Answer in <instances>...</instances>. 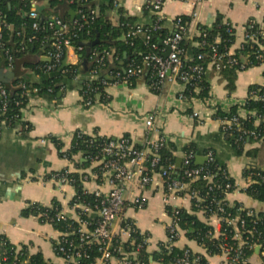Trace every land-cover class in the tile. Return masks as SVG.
<instances>
[{"label": "built area", "instance_id": "2783aa9c", "mask_svg": "<svg viewBox=\"0 0 264 264\" xmlns=\"http://www.w3.org/2000/svg\"><path fill=\"white\" fill-rule=\"evenodd\" d=\"M0 0V56H6V65L12 68L15 63V52L8 46L5 38L6 30H13L14 24L10 23L5 15L4 4L9 2V6L18 14L27 16L32 21V28L39 31L47 28L53 31V38L50 49H42L40 56L51 58V62L39 66L41 70L47 72L55 70L62 62V59L69 47H74L81 51L84 43L77 47L73 44V39H77L82 32L83 24L76 17L74 21L68 22L60 15L43 17V0ZM80 0H69L78 2ZM167 0H147L145 4L151 3L152 11L157 16L154 28H160L159 22L167 20L162 14V8ZM204 0H195V5ZM119 0H114V6L119 7ZM79 9L77 14H81ZM197 16L194 11L190 17ZM174 30L162 41L163 46L151 43V33L142 24L131 27L125 38L131 46L135 45V39L144 36L145 44L149 51L144 55L141 63L131 60L123 71L111 70L108 76L113 79L115 84H130L131 79L141 78L146 72L150 77V88L155 93H160L165 85L170 82H179L183 85V90L178 94L179 99L185 101L192 108V117L197 122L203 124L205 120L201 113L194 109L196 104L207 105L210 103L209 97H201V83L207 71L210 69L216 73L224 70L235 69L237 72L248 71L252 68H262L264 71V20L250 18L242 26V34L238 43L237 27L230 22L226 25V32L230 38H222L217 35L213 41L208 40L207 30H200L196 41L197 46L208 48L207 51L200 52L197 56L199 63L190 64L187 48L182 45L186 40L190 22L184 21L183 15L173 19ZM21 32L18 31V35ZM37 36H31L27 42L36 40ZM224 43V44H222ZM26 41L22 42L21 49L27 48ZM237 49L233 50L236 46ZM169 49L168 55L165 53ZM79 54V53H78ZM111 52L106 51L100 54L93 52L95 67L90 76L94 79L99 78L101 69L106 66ZM208 61H205L207 60ZM2 59L0 58V64ZM76 65V64H75ZM80 76L76 77L77 80ZM101 83L107 86L110 80L102 79ZM22 88V96L25 100H18L21 105V113L16 115L22 122L24 130L29 132L30 123L26 120L24 113L30 105L33 93H38L39 89L32 91L28 88L25 81L19 85ZM52 92L51 88L47 89ZM93 91L96 97H92L89 92ZM9 98L8 88L0 82V100L3 108L7 107ZM81 100L87 108L103 101L100 98L99 86L92 87L87 84V90L81 94ZM106 103L108 94L104 97ZM255 102L261 108H247L248 102ZM237 111L230 116L223 118L217 117L222 122L221 131L227 137H233L238 148H242L246 143L254 141L264 142V83L252 84L247 95L242 100L235 103ZM217 115L218 107L212 108ZM230 112V111H228ZM252 121L253 128L246 126V122ZM145 125L149 130H158L155 125V114L151 113L145 117ZM3 126L11 127L10 119L0 122V131ZM12 128V127H11ZM23 135L22 131H18ZM101 142H96L97 136L89 135L84 130L78 129L73 134L72 145L70 148H80L78 153L71 154L61 146L62 157L72 159L75 154H81V161L87 162V168L79 171H71L69 168L52 173V179L56 180L61 186L69 184L75 190V196L71 201L73 215L65 213L62 208L52 206L45 211H39L38 216L43 222L50 223L56 230L57 235L52 238L55 255L61 259L62 264H144L140 257L142 250H148L151 243V236L148 232L141 231L136 221L127 215V208L132 204L136 208H143L147 205V199L143 195L135 197L125 196V192L132 182L137 181L140 190L145 189L154 180V176L161 177L166 195V208L170 220L166 225L167 236L163 245L172 250L177 247V242L186 233L180 224L178 216L181 205L173 206L170 201L175 198L188 199L192 205L193 212L204 214L207 219L216 216L221 223V231L218 235L212 228L208 235L211 239L218 242L213 248L206 244L204 247L207 255L220 254L225 256L227 264H250L248 252L259 247L260 254L264 258V212H259L254 208L246 207L241 202L238 206V213L234 216L225 214V206L231 205L228 195L239 189V184L228 170L222 171V176L227 182H219V172L209 167L216 160L215 152L208 149L204 156L207 158L204 164H197L195 159L197 154L194 150L185 152L182 157V172L176 174L175 164L164 165L161 163L160 150L168 141L165 136L158 139L148 140L145 145L138 146L133 143L129 136L120 138L101 137ZM58 143H60L58 141ZM91 150V152H90ZM89 151V152H88ZM103 180L109 190L103 192L100 189H90L87 183L91 179ZM231 178L234 182H231ZM204 179L207 181L206 192L196 188L193 184ZM245 186L243 191L253 183L264 181V174L259 170H249L244 173ZM81 186L83 194H91L93 200L82 199L77 187ZM215 188L221 189L224 195L216 197L210 192ZM171 209H168V207ZM55 208V217L48 214V209ZM61 220H72L76 224H70L64 230L56 227V223ZM223 223L227 228H223ZM213 227V226H212ZM229 228V230H228ZM229 231V232H228ZM11 244L7 238L0 236V264H34L31 262L30 253L24 246L11 247L5 250V246ZM95 250L91 254L90 250ZM203 260L207 258L193 252L189 247L181 249V254L177 255L171 264H205ZM48 264H51L48 262Z\"/></svg>", "mask_w": 264, "mask_h": 264}, {"label": "crops", "instance_id": "0c3cea01", "mask_svg": "<svg viewBox=\"0 0 264 264\" xmlns=\"http://www.w3.org/2000/svg\"><path fill=\"white\" fill-rule=\"evenodd\" d=\"M99 6H106L114 0H95ZM147 0H119V6L131 15L139 16V21L146 23L150 16L143 15V6ZM186 40L190 45L197 46L195 38L199 35V25H211L216 20L230 22L237 27L238 40L242 34V26L250 18L264 20V0H204L195 5V0H167L162 8V14L172 25L173 19L179 15L190 16ZM69 15V14H68ZM113 25L119 24L116 10L109 11ZM70 18V15H69ZM237 49L233 47L232 51ZM116 49L113 48L109 61L112 62ZM39 55V54H38ZM67 62L78 65L80 55L74 47H69ZM27 68V67H26ZM36 82L40 74L27 68ZM210 81V103L196 104L195 108L205 120L203 124L192 117V108L178 94L183 90L179 82L167 83L160 93L150 88L148 72L138 78L133 86L130 84H115L107 76L110 83L105 90L109 96L106 103H98L87 108L82 103L78 81H64L65 90L61 96L39 95L35 93L30 100L24 116L32 129L24 136L19 135L15 128L3 126L0 131V236H4L15 246H25L30 254L41 253L51 264H62L54 252L52 238L57 235L55 228L48 222H43L38 215L23 216L22 210L30 203H38L45 207L52 206L57 201L62 210L73 215L71 201L76 190L72 185L61 186L52 179V173L69 168L79 171L87 166L81 161V154H75L72 159L62 157L56 140L63 144L65 150L72 145L73 134L82 129L89 135L105 138H120L129 136L133 143L143 146L148 140L165 136L168 141L177 145L175 155L183 157L182 148L195 142L199 148L197 155L204 156L208 149L215 152L216 158L226 165L229 173L235 178L241 189L230 193L228 201L241 202L244 206L264 212V201H259L243 191L245 186L244 173L250 168L264 167V157H260V148L264 142L250 141L242 147V152L221 131L222 122L217 119L212 108L217 106L228 112L239 100L246 97L252 84L264 83L262 68H252L237 72L235 88L227 87V79L212 70H208ZM155 114V125L158 130H149L145 125V117ZM55 138V139H52ZM255 149V151H253ZM253 151V152H250ZM87 186L90 189L109 190V186L99 179H91ZM143 195L147 205L136 208L130 204L127 215L133 218L138 228L150 233L151 243L148 251H156L159 243L167 236L166 225L170 220L166 208V195L160 176L145 189L140 190L138 182L130 184L125 196ZM171 205H181L193 212L190 201L175 198ZM200 220L213 226L216 235L221 231V223L214 216L211 219L202 213H197ZM1 246V245H0ZM177 247H189L193 252L207 258V264H227L226 258L220 254L207 255L206 250L196 240L190 239L186 233L177 242ZM250 264H264L260 250L255 249L249 256ZM150 264H162L151 258Z\"/></svg>", "mask_w": 264, "mask_h": 264}, {"label": "trees", "instance_id": "16d2710c", "mask_svg": "<svg viewBox=\"0 0 264 264\" xmlns=\"http://www.w3.org/2000/svg\"><path fill=\"white\" fill-rule=\"evenodd\" d=\"M65 0H51V7L46 8L44 7L42 9V14L45 17H50L52 15H60V5L63 4ZM11 3L15 4V0H11ZM73 8L76 11L79 9L82 10L81 14H79L78 21L83 24L82 32L80 33L79 37L77 39H73V44L77 47L78 45H81L83 42H93L94 40H98L95 45L92 46L91 53L89 56H86V50L87 47L84 45L83 50L78 51L80 55V63L78 65H74L71 63H68L66 66H64L61 70L60 67L63 64V61L66 59V53L62 59L61 64L52 71H45L41 70L39 66L45 65L50 62L45 61H39L37 63L33 62H25L24 67L26 68H32L34 69L37 74H40V81L38 82H27L24 79L18 78L13 82L12 89H8L9 98L7 107L4 109L2 101L0 100V122H2L4 119L9 120L11 122V127L15 128L17 131H22L23 135L25 136L28 131L23 129L22 122L19 117L16 115L21 113L22 106L17 104L18 100H25L22 96V88L19 85L21 81H25L27 83L28 88L32 91L34 88H38L39 95H53L57 96L60 91L65 90V86L62 85L64 81H73L76 77L81 76L78 85H79V92L82 94L85 90H87V84L91 85L92 87L99 86V92H100V98L103 101H106L104 98L106 96V86H104L101 83L102 79H107L108 72L111 70H120L123 71L126 67H128V63L131 60H136L137 62L141 63L143 60L144 55L150 50L149 47L145 44L144 36H139L135 39V45L131 46L129 42H127V39L125 36L131 29V27L135 26L136 24H142L144 28H147L151 33V43H155L161 48L163 46V39L168 35L171 34L174 30V23L172 22V25L169 24L167 20H162L159 22L160 28H154L157 22V16L152 11V5L151 3H147L143 6V15L144 16H150V20L146 23H142L139 21V16H134L129 14L124 7L119 6L115 7L114 2L111 1L109 5L106 6H99L95 0H80L78 2H69L68 0V8L65 11V14L63 15L64 19L68 22L70 21L69 15H68V9ZM116 10L119 15V24L113 25L112 21L109 17V11ZM4 11L7 20L10 23L14 24L13 30H6L5 31V38L8 42V46L11 47L12 50L15 52V57H23L27 54H40L42 52V49H50L51 48V42L54 41L53 38V31L49 30L47 28H42L39 31L34 30L32 28V21L27 16H24L23 14H18L14 9H12L9 6V2L4 4ZM184 21L190 22L191 17L188 15H183ZM200 30H207L208 32V40L213 41L214 38L217 35H220L222 38H230V35L226 32V25L222 22V20H216L211 25H199ZM18 31L21 32L20 35H18ZM37 36L36 40H33L32 42H27V39L31 36ZM201 37H196L195 41L200 40ZM26 41L27 48L24 50H20L22 42ZM224 44V43H222ZM182 45L187 48L189 53V60L188 62L190 64H196L202 61H199L197 59V56L200 52H205L208 50V48H202L199 46H193L190 45V43L187 40H184L182 42ZM115 48L116 52L114 54V59L112 62L107 60L106 66H104L100 73L99 78L94 79L90 76V73L92 69L95 67V61L92 57L94 51H98L100 54H103L106 51L111 52L112 49ZM127 53V58L125 60V64L122 65L121 62L124 59V54ZM1 58V56H0ZM84 60L87 61V67L84 69L83 62ZM205 61H208L205 60ZM221 76H224L225 79H227V87L230 90H233L235 88V79L237 77V71L235 69H229L224 70L220 73ZM209 74L208 71L205 74L203 78V82L201 83V97H209L210 95V81H209ZM138 78L131 79L130 85L133 86L137 83ZM111 81L113 79L111 78ZM51 88L52 92H48L47 89ZM89 94L92 97H96L95 92L90 91ZM33 96L35 93L32 94ZM261 108L260 105H258L255 102H248L246 104L247 108H255L257 107ZM237 111V106H233L230 110V112L222 111L221 109H218L217 117L223 118L226 116H230L231 114H234ZM246 126L249 128H253L254 124L252 121L246 122ZM32 129V126L30 125L29 131ZM52 139H55L52 137ZM232 140L235 147L238 149L239 152H242V148H238L234 142V138L230 137L228 138ZM102 138L97 137L96 142H101ZM56 143L58 145V148L61 149V146H63L62 143H58L56 140ZM84 150L85 148L83 146H80V148L72 147L68 150L71 154L78 153L80 150ZM177 145L172 141H167L166 145L160 150L161 153V163L164 165L169 164H175L177 166V160L178 156L175 155V151L177 150ZM183 152H188L190 150H194L196 154L198 153V146L195 142H191L187 145H185L182 148ZM86 151V150H84ZM255 151V149L253 150ZM250 151V152H253ZM89 152V151H88ZM91 152V150H90ZM61 153V152H60ZM62 155V153H61ZM82 162L83 165L87 166L88 163L84 161ZM196 162V159H195ZM210 168L217 170L219 172L218 179L219 182H227L226 178L222 176V171L227 170V167L225 164L221 163L217 158L215 162L211 163L209 165ZM249 170H259L264 174V170L261 168H250ZM182 172V163L181 166H177L176 174H181ZM231 182H234V179L231 178ZM194 187L202 189L203 192H206L208 185L207 181L204 179H200L196 181L193 184ZM78 192L82 199L86 200H93L94 196L91 194H83L81 186L78 185L77 187ZM245 192L253 197L256 200L264 201V181H258L253 183L250 187H248ZM211 195H216V197H221L224 195V192L221 189L215 188L210 192ZM241 203L236 201L234 203H231V205L225 206V214H231L232 216L236 215L238 213V206ZM54 207L61 208V205L55 201L53 203ZM47 207L40 205L38 203H30V205L23 209L21 214L23 216H30V215H38L39 211H45ZM168 209H171L169 206ZM196 209V208H193ZM48 214L52 217L56 216V209H48ZM180 218V224L183 229L186 230V235L190 239L196 240L200 244H206L210 246L211 248L216 245L218 242L216 239H211L208 235L209 231L213 228L210 224L202 221L199 219L197 212L192 213L189 212L185 208H181L180 212L178 214ZM70 224H76L72 220H61L57 222L55 225L61 230H64L67 226ZM223 228H227V224L223 223ZM229 230V228H228ZM229 232V231H228ZM11 247H13V244H7L5 246V250H9ZM25 247V246H24ZM26 248V247H25ZM254 250H251L248 252V255L250 256ZM91 254H95V250H90ZM181 254V249L178 247L173 248L172 250L167 249L163 242L159 243V247L156 251L150 253L148 250H142L140 252V257L144 261V264H150L151 258L154 260L162 263V264H171L175 257L177 255ZM31 262L34 264H48V262L44 259L43 255L41 253L37 254H30ZM203 263L207 264V260H203Z\"/></svg>", "mask_w": 264, "mask_h": 264}, {"label": "water", "instance_id": "95a60500", "mask_svg": "<svg viewBox=\"0 0 264 264\" xmlns=\"http://www.w3.org/2000/svg\"><path fill=\"white\" fill-rule=\"evenodd\" d=\"M43 1H44L43 2L44 7L46 8L51 7V3H50L51 0H43ZM67 8H68V0H65V2L60 5V13L62 17H64L63 15L65 14V11ZM68 14L70 15V21H74L76 17H79V14H77V11L73 8L68 9ZM43 17L45 16L43 15ZM97 41L98 40L96 39L93 42H83L84 45L87 47L86 56L90 55L92 46L95 45ZM168 52H169V49L165 53V56L168 55ZM126 58H127V53L124 54V59L121 62L122 65L125 64ZM1 59L2 61L0 64V82L3 83L8 89H12L13 82L18 78L24 79L27 82L36 83L34 76L28 72L27 68L24 67L25 62H33V63H37L39 61L51 62V58L40 56L38 54H27L20 58L16 57L14 66L12 68H9L6 65V61H7L6 56L2 55ZM67 64H68L67 59H65L59 70H61ZM83 66H84V69H86L87 67L86 60H84ZM61 95H62V92L60 91L57 96H61ZM206 160L207 158L205 156H202V154L197 155L196 157L197 164H204ZM181 163H182V158L179 157L177 160V166L178 167L181 166ZM260 168L264 170V167H260ZM256 249L259 250V247H257Z\"/></svg>", "mask_w": 264, "mask_h": 264}, {"label": "rangeland", "instance_id": "374dc122", "mask_svg": "<svg viewBox=\"0 0 264 264\" xmlns=\"http://www.w3.org/2000/svg\"><path fill=\"white\" fill-rule=\"evenodd\" d=\"M260 151H261V155H260V157H262V155H263V157H264V143L262 144V146H261V148H260Z\"/></svg>", "mask_w": 264, "mask_h": 264}]
</instances>
